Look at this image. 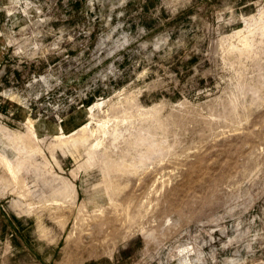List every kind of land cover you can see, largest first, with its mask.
Returning a JSON list of instances; mask_svg holds the SVG:
<instances>
[{
	"label": "rangeland",
	"instance_id": "rangeland-1",
	"mask_svg": "<svg viewBox=\"0 0 264 264\" xmlns=\"http://www.w3.org/2000/svg\"><path fill=\"white\" fill-rule=\"evenodd\" d=\"M0 155V264H264V0H0Z\"/></svg>",
	"mask_w": 264,
	"mask_h": 264
},
{
	"label": "bare ground",
	"instance_id": "bare-ground-1",
	"mask_svg": "<svg viewBox=\"0 0 264 264\" xmlns=\"http://www.w3.org/2000/svg\"><path fill=\"white\" fill-rule=\"evenodd\" d=\"M241 31H237V33H240ZM242 35V34H241ZM244 35V34H243ZM245 36V35H244ZM224 38V37H223ZM242 38V37H241ZM255 38V37H254ZM243 39V38H242ZM231 42V41H230ZM244 42V41H243ZM242 43V42H241ZM257 43V42H256ZM254 45V44H253ZM246 46V45H245ZM252 46V45H251ZM240 47V46H239ZM242 48V47H241ZM235 49V48H234ZM241 50V49H240ZM239 50V51H240ZM243 51V50H242ZM102 103V102H101ZM105 104V103H104ZM99 102L98 103H94V104H92L89 108H88V111H89V113L91 114V116H93V112H94V107H99ZM98 109V108H97ZM28 123H31V121L30 120H28L27 121ZM91 122H92V120H91ZM104 122V121H103ZM93 127V126H92ZM98 128V130L102 133V134H106L107 133V131L105 130L106 129V127H105V124L104 123H102V124H100L99 125V127H97ZM96 128V129H97ZM4 130H6V129H4ZM97 130V131H98ZM114 130V129H113ZM60 131H61V133L60 134H58V135H56V136H54V140H55V142H57V146L59 147V148H61V150H65V149H63V148H68V147H72V148H76L75 150L77 151V146H83V147H85L86 145H89L90 147H89V149L88 150H90V148H95V147H97L98 145H99V142H96L95 144H93V145H91V141H90V138H91V136H92V134L94 133V131H92V130H90V122H86L85 124H83V125H81L78 129H76L74 132H72L71 134H69V135H66V134H64L63 133V131H62V129L60 128ZM96 132V131H95ZM7 133V137H9V138H11V139H13V141H19V142H23V141H26L27 140V138H29L30 137V135H31V137L32 138H34L36 141H38V138L37 137H35L33 134H34V132H33V129L30 127L29 128V132H28V134L27 135H22V134H12V133H9V132H6ZM107 134H109V132L107 133ZM102 137V136H101ZM106 138V137H105ZM94 139H96V138H94ZM55 144V143H54ZM82 147V148H83ZM88 148V147H87ZM97 149V148H96ZM88 150H86V151H88ZM69 151H70V149H69ZM79 151V150H78ZM92 151H93V149L91 150V152L90 151H88V158H93L92 157V155H93V153H92ZM67 152V151H66ZM70 152H73V150L72 151H70ZM94 152V151H93ZM80 153V152H79ZM71 154V153H70ZM86 154H87V152H86ZM74 155V154H73ZM77 155V154H76ZM95 156V155H94ZM0 159H1V161L6 165V167H7V169H8V171L11 173V174H14V169H13V166H12V164L6 159V158H4L3 156H1L0 155ZM87 162H89L88 161V159H87ZM94 162V161H93ZM185 261V260H184ZM189 261V260H188Z\"/></svg>",
	"mask_w": 264,
	"mask_h": 264
}]
</instances>
